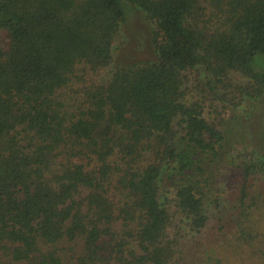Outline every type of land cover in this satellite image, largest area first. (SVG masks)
Returning <instances> with one entry per match:
<instances>
[{"label":"trees","instance_id":"obj_1","mask_svg":"<svg viewBox=\"0 0 264 264\" xmlns=\"http://www.w3.org/2000/svg\"><path fill=\"white\" fill-rule=\"evenodd\" d=\"M131 9L157 58L115 67ZM263 96L264 0H0V264H219L188 238L226 141L205 104ZM241 168L237 241L258 249L264 161Z\"/></svg>","mask_w":264,"mask_h":264},{"label":"rangeland","instance_id":"obj_2","mask_svg":"<svg viewBox=\"0 0 264 264\" xmlns=\"http://www.w3.org/2000/svg\"><path fill=\"white\" fill-rule=\"evenodd\" d=\"M154 25L139 9H131L122 30V43L114 52V66H126L157 58L153 44ZM7 46V38H4ZM203 71H193L189 75L191 88L204 80ZM199 89H194L197 95ZM205 115L210 120L221 121L226 141L218 158H207L206 179H203L207 200L209 223L201 233L189 234L193 247L205 248L214 245L219 264H264V245L251 248L237 241V204L241 188L242 164L264 161V96L260 99H246L239 107L218 99L205 104ZM252 179L255 190L263 193L260 207L254 211V219L264 230V171ZM257 186V187H256ZM260 252V253H259ZM262 252V253H261Z\"/></svg>","mask_w":264,"mask_h":264}]
</instances>
